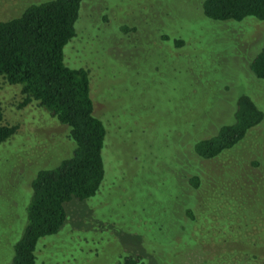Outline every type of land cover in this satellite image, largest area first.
I'll use <instances>...</instances> for the list:
<instances>
[{
  "label": "rangeland",
  "instance_id": "374dc122",
  "mask_svg": "<svg viewBox=\"0 0 264 264\" xmlns=\"http://www.w3.org/2000/svg\"><path fill=\"white\" fill-rule=\"evenodd\" d=\"M47 1L0 0V21ZM201 2L81 1L62 61L88 73L103 178L93 197L63 205L34 264H264V81L247 69L264 21L211 22ZM241 95L261 122L217 158H197L190 143L230 123ZM20 98L18 85L0 83L3 124L17 125L0 144V264L21 235L36 172L74 148L65 126L33 103L19 108Z\"/></svg>",
  "mask_w": 264,
  "mask_h": 264
},
{
  "label": "trees",
  "instance_id": "16d2710c",
  "mask_svg": "<svg viewBox=\"0 0 264 264\" xmlns=\"http://www.w3.org/2000/svg\"><path fill=\"white\" fill-rule=\"evenodd\" d=\"M81 1L30 4L18 17L0 21V83L18 85V107L33 103L43 109L67 128L65 138L74 144L70 157L52 169L37 171L30 182L24 225L8 264H34L38 240L55 235L65 220L63 205L93 197L103 178L105 131L92 115L88 73L82 68H67L62 61L63 46L75 35ZM199 6L202 16L211 22L240 23L245 18L264 21V0H202ZM184 43L174 40V47L181 48ZM247 69L255 79L264 81V42L247 62ZM233 103L230 123L218 124L206 138L190 143V151L197 158H217L261 122L263 113L249 97L241 95ZM16 130L17 125L3 124L0 108V144ZM188 183L196 188L198 178L193 176ZM135 257L123 264H137L139 258Z\"/></svg>",
  "mask_w": 264,
  "mask_h": 264
}]
</instances>
